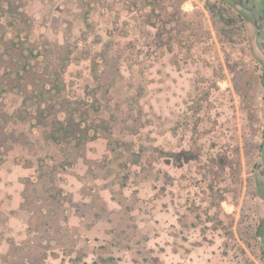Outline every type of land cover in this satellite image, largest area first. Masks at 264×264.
<instances>
[{"label":"rangeland","instance_id":"obj_1","mask_svg":"<svg viewBox=\"0 0 264 264\" xmlns=\"http://www.w3.org/2000/svg\"><path fill=\"white\" fill-rule=\"evenodd\" d=\"M2 35L0 264H258L241 223L252 130L230 86L244 49L212 1L0 0ZM65 127L111 130L123 156L81 161L45 138Z\"/></svg>","mask_w":264,"mask_h":264},{"label":"flooded vegetation","instance_id":"obj_2","mask_svg":"<svg viewBox=\"0 0 264 264\" xmlns=\"http://www.w3.org/2000/svg\"><path fill=\"white\" fill-rule=\"evenodd\" d=\"M210 1L236 25L243 44L245 62L230 82L236 107L252 130L242 143L247 169L241 206L242 237L251 256L264 264V0Z\"/></svg>","mask_w":264,"mask_h":264},{"label":"trees","instance_id":"obj_3","mask_svg":"<svg viewBox=\"0 0 264 264\" xmlns=\"http://www.w3.org/2000/svg\"><path fill=\"white\" fill-rule=\"evenodd\" d=\"M11 11V10H10ZM3 13L4 14H6V15H8V16H6V19H5V25L6 24H8L9 25V27H13V28H19V26L21 25V24H23V25H26L28 22H29V20H27V19H24V20H21V18H22V16L20 15V14H22V13H14V12H7V11H4L3 10ZM3 13H1V14H3ZM3 14V15H4ZM23 15V14H22ZM28 21L27 23H25V21ZM14 37H16L17 39L18 38H20V31L18 30V32L16 33V34H14L13 35ZM3 39V35L0 37V43H2V40ZM17 42H14V44H16ZM6 52L7 51H5V49H3V50H1L0 51V58H2V60H3V58H4V56H6ZM20 60V58H18V61ZM26 68V67H25ZM23 70H25L24 69V67L22 68ZM5 71V70H4ZM12 73V72H11ZM17 74H18V72H17ZM0 77H2V79H4L5 77H9V73H4V72H2L1 74H0ZM41 95H44V92L43 91H41V93H40ZM39 94V95H40ZM44 97V96H43ZM53 102H54V104H56V100L54 101L53 100ZM32 106H33V104H31ZM33 111L36 109V108H31ZM31 110V111H32ZM31 111H29V112H24L23 113V115H22V117H21V119H28V122H29V124L31 125V123H30V119H29V117H27V113H31ZM27 119H26V121H27ZM41 125L43 124V125H49L50 123H49V121H46L45 120V114L42 116V122L40 123ZM35 126V125H34ZM62 130V131H61ZM61 130L59 131V130H50L49 131V133L45 136V138H51L53 141H55L56 143H58L59 141H62L61 140V138H60V136H59V134H60V132H62L63 133V135L65 136L64 138L65 139H67V136H69V138H68V143H72L71 145H72V150H74V151H78V150H80L81 151V153H82V151H83V149H85L86 151H88V152H86V155H84L85 154V152L82 154V156H81V161H84V162H86V163H90V164H92V165H94L95 163H97L98 162V160L102 163V165L103 164H105V163H112L111 161H109V160H111V158H119V157H122L123 155H122V153H120V152H118V153H116V152H114V146L115 145H113L112 146V144H114V143H112V141H108V140H106V135H107V137L108 136H112L113 135V133L111 132V130H108V131H106L105 133H106V135L104 134V136H102V137H100V135H102V132L100 133V131L98 130V128H96V132H95V134H93V135H91V136H93V138L95 139V140H99V139H101V138H104L105 139V142H103V143H94L93 141H87V139L86 138H84V140H83V138H80V137H78V136H76L75 134H74V132L72 133V131H71V129H69V128H67V127H65L64 129L63 128H61ZM46 131H48V130H46ZM129 132L130 133H133L132 131H130L129 130ZM88 137V136H87ZM86 139V140H85ZM28 140V139H27ZM131 143V142H130ZM97 144V145H96ZM70 145V144H69ZM131 146V145H130ZM93 149H95V151L94 152H90V151H93ZM113 152V153H112ZM95 153V154H94ZM75 154H76V152H75ZM75 154L73 155V156H75ZM108 154H110L109 155V158H107L106 156L108 155ZM133 156H137V155H133ZM84 157H88V159L89 160H87V159H84ZM73 159V158H72ZM120 159V158H119ZM77 160H75L74 159V162H76ZM88 161V162H87ZM69 162V161H68ZM120 162V161H119ZM119 162H116V164H113V167H111V164L110 165H108L107 166V168H106V170H105V172H108V171H110V172H112L113 174H128V172L127 171H125V172H121L120 171V169H119V167H120V165H121V168H126V169H128V163L126 162V163H119ZM134 162L135 163H138V159H136V160H134ZM103 167V166H102ZM117 182V181H116ZM119 185H123L122 183H120V182H117Z\"/></svg>","mask_w":264,"mask_h":264},{"label":"water","instance_id":"obj_4","mask_svg":"<svg viewBox=\"0 0 264 264\" xmlns=\"http://www.w3.org/2000/svg\"><path fill=\"white\" fill-rule=\"evenodd\" d=\"M229 209V208H228Z\"/></svg>","mask_w":264,"mask_h":264}]
</instances>
